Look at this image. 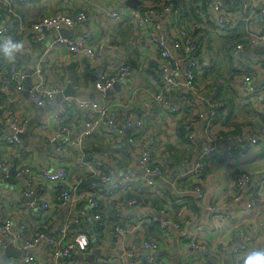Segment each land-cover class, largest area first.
<instances>
[{
  "label": "built area",
  "instance_id": "1",
  "mask_svg": "<svg viewBox=\"0 0 264 264\" xmlns=\"http://www.w3.org/2000/svg\"><path fill=\"white\" fill-rule=\"evenodd\" d=\"M39 1L0 0V41L11 38L25 43L24 54L18 56L14 64L0 57V96H6L13 88L18 93L26 91L37 107L52 105L48 116L34 128L29 115L10 110L6 100L0 101V124L8 130L6 135L0 134V181H17L29 211H33L37 219L43 218V223L29 227L20 220L14 221L3 209L0 213V257H3L7 243L26 255L5 258L6 262L0 264H162L154 253L159 249V241L141 233L143 224L149 221H157L158 237L173 233L186 241L187 246L197 252L198 264H216L212 256L216 246L200 240L196 235L197 227H187L175 219L155 217L156 212L150 211L149 206L137 197H126L134 188L148 187L150 190L155 187L157 181L152 176L160 178L162 174V167L153 162L150 143H144L138 155V167L145 173L141 178L128 170L119 174L111 161L87 159L84 144L96 133L118 144L123 142L124 128L131 126L133 121L136 129L143 127L142 119L138 122L132 111L124 113L120 97L109 93L116 84H121L123 91L129 94L138 89L134 83L138 73L126 59L137 47L148 48L143 54L145 69H152L149 75L157 88L145 100L146 105L158 104L177 116L181 109L174 101V95L196 97L194 116L180 119L184 136L191 143L196 140V121L204 114L207 128L215 126V120L226 121L224 111H218L224 102L213 99L215 87L212 83L223 84L227 89H232L235 84L243 93L240 97L258 107L259 115L264 116V50L253 53L257 48L264 49V0H139L136 8L122 5L104 9L102 17L112 25L121 22L130 25L127 49L121 48L117 26L110 35L102 38L95 35L92 27L72 37L60 35L61 29L71 30L89 19L83 10L57 11L30 19L19 16L12 7V4L30 7ZM238 32L243 34L235 43H225V36ZM50 33L55 34L54 38L34 63L29 62L35 46ZM212 34L221 42L218 51L211 45ZM57 47L65 49L68 60L78 59L80 55L88 59L94 70L96 98L65 95L63 83L48 79L43 67ZM105 49L106 57L111 58L110 54L114 52L117 59L101 66L99 61L104 57ZM218 57L220 62L226 64L227 61L228 71L235 75L233 82L226 80L228 75L213 74L214 65L219 63ZM28 68L31 70L29 75ZM203 99L205 106L202 107L198 102ZM186 102L191 104V99ZM75 131L78 133L74 136ZM36 133L52 144V158L61 155L66 156L68 162L79 160L85 166L83 172L70 171L63 162L54 168H46L21 157L23 135ZM202 134L210 142L204 151L206 157L217 154L214 142L225 140L233 141L232 148L225 149L226 157L249 149L264 151V130L251 127L237 135L219 126L213 132L204 130ZM203 167V159H198L188 173L195 177ZM87 175L98 180L92 182L90 188L81 187ZM251 178L250 174L241 173L235 179L233 196L235 200L245 198L243 210L246 213L258 206L257 190H246ZM50 184L59 191L56 200H52ZM194 190L199 189L196 186ZM110 199H113L119 217L115 222L109 221L106 212ZM128 209L149 212L141 216L124 213ZM60 211H63L61 217ZM255 226L261 233L263 247H252L254 232H246L237 243L217 249L223 264L226 251L231 255L229 261L236 264L237 257L248 250L264 249V221H258ZM146 251L151 253H142ZM167 264L172 263L167 261Z\"/></svg>",
  "mask_w": 264,
  "mask_h": 264
},
{
  "label": "crops",
  "instance_id": "2",
  "mask_svg": "<svg viewBox=\"0 0 264 264\" xmlns=\"http://www.w3.org/2000/svg\"><path fill=\"white\" fill-rule=\"evenodd\" d=\"M125 2L126 0H107L106 2L103 0H41L30 7L17 4L16 6L12 4V7L19 16H26L30 19H37L45 14L57 11L83 10L89 15V19L71 29L74 35L81 34L92 27L95 35L102 38L110 35L113 28L117 26L116 31L121 36V48L127 49L126 46H129L128 42H130V25L128 22L112 25L109 20L102 17L104 9L116 8L122 5L127 6ZM54 36V33L48 34L42 43L35 46L29 62L34 63L37 60L43 48ZM106 50L104 51V57L99 61L101 66L117 59L114 52L110 54L111 58L106 57ZM145 52H148L147 47H137L126 58L127 62L138 73L137 78L134 79L138 89L129 94L128 91H123L121 84H116L109 92L120 97V100L124 103V113L132 111L138 122L142 119L143 127L141 129L132 126L125 127L122 137L123 142L118 144L116 141L96 133L86 140L84 144L85 155L89 158H101L111 161L119 174L123 170H128L133 171L138 178H141L143 175L138 173V155L143 144L150 143L152 145L153 162L162 167V174L160 178L156 179L155 187L150 188V190L148 187H142L140 190L134 188L132 192H135L144 200L142 203L149 206L150 211L156 212L155 217L175 219L187 227L193 225L197 227V237L216 246L212 255L216 264H223V259L217 254V249L230 243L231 245L237 243L241 235L246 232H254L252 247L262 248L261 233L255 224L258 221H264V151L258 152L249 149L244 152H235L232 157H226L224 155L225 149H231L233 141L225 140L214 142L218 150L217 154L206 157L204 151L210 145V142L207 141L202 132L204 130L213 132L219 126L228 128L231 133L237 135L251 127L264 130L262 121L264 116L259 115L258 107L245 102L240 97L243 93L236 88L235 84H232L234 85L232 89H227L224 86L225 91L232 94V100L229 102L231 106L224 111L226 121L223 123L215 120L216 125L207 128L204 124L206 120L204 114L196 121V140L195 143H191L184 136V128L181 127L182 120L180 119L194 116L195 107L193 102L196 97H190L188 94H175L174 101L180 105L181 109L177 116L168 113L158 104L146 105L145 100L150 94H154L157 88L149 75V73L152 74V69H145L146 63H144L143 57ZM253 53L258 52L253 51ZM65 54L66 51L62 47H57L51 52L50 61L45 62L46 66L43 67L48 79L63 83L65 87L70 85L72 89L77 91L79 96L96 98L97 91L93 87L94 70L90 67L88 59L80 55L78 59L69 58L68 60ZM152 62L155 61L152 60ZM227 75L226 80L233 82L235 77L233 72L227 71ZM259 80L260 82L263 81L262 78ZM187 99H191V104H187ZM5 100V104L10 110L29 115L34 128L48 116L52 108V105L47 107L32 105L26 91L18 93L13 88L6 96L4 94L0 96L1 102ZM204 102L203 99L198 102V105L203 107L205 106ZM66 121L67 119L63 120L62 123ZM2 128L6 129L3 126ZM77 133L78 131H75L74 136ZM0 134L6 135V131L0 132ZM23 136L24 141L20 156L26 161L46 168H54L63 162L67 164L66 167L70 171L83 172L85 166L81 165L79 160L73 159L68 162L66 161L67 157L61 155L52 158V144L48 143L43 135L36 133ZM130 139L132 142L129 141ZM198 159H203L204 167L194 177L188 171ZM241 173L250 174L252 177L246 190L255 189L258 192V201H256L258 206L250 213L243 210L245 198L235 200L233 196L235 179ZM173 174L174 178L171 181L170 178ZM196 186L199 189L197 192L194 190ZM48 188L52 200H56L57 191L51 184L48 185ZM26 202L27 200L23 197L17 181L13 179L6 182L0 181V213L4 212V209L13 217L14 221L20 220L29 227L43 223L42 217L37 219L34 212L29 211ZM106 212L110 222H115L119 218L113 199L108 201ZM147 212L149 211H146V209L140 211L128 209L124 211V213L130 215L133 213L140 216ZM62 214L63 211H60L59 217ZM150 222L144 223L141 231L148 238L153 237V233L148 230ZM132 223L133 221L130 222L131 225ZM158 238L159 249L154 253L157 260L161 261L162 264H167V261L172 264H198L197 252L188 247L186 241L180 236L173 233L165 235L164 233ZM224 258V264H232L229 261L231 255L228 251L224 253ZM4 259V257H0V262H6Z\"/></svg>",
  "mask_w": 264,
  "mask_h": 264
},
{
  "label": "clouds",
  "instance_id": "3",
  "mask_svg": "<svg viewBox=\"0 0 264 264\" xmlns=\"http://www.w3.org/2000/svg\"><path fill=\"white\" fill-rule=\"evenodd\" d=\"M25 43L6 38L0 41V57L15 63L17 57L24 54ZM236 264H264V249H250L237 257Z\"/></svg>",
  "mask_w": 264,
  "mask_h": 264
},
{
  "label": "trees",
  "instance_id": "4",
  "mask_svg": "<svg viewBox=\"0 0 264 264\" xmlns=\"http://www.w3.org/2000/svg\"><path fill=\"white\" fill-rule=\"evenodd\" d=\"M175 4H177V2H175ZM242 34H243V32H238V33H232L230 35L225 36V43L227 44L229 42V40H231V39H233V41H234V39H236L238 36H241ZM222 50H223V48H222ZM225 50L226 49H224V52H223V55L224 56H225ZM226 58H227V55H226ZM229 70H230V67H229ZM212 86L215 87L213 99L215 101H223L224 102V106L223 107H220L218 109V111L220 113H222L223 111H226L227 109L230 108L231 104L229 102H231V100H232L231 99L232 94H231V92L225 91V88H224V85L223 84H218V83L217 84H214V83H212ZM262 121H263V124H264V117H263ZM86 157H87V159H89L88 156H86ZM97 180H98L97 178L90 177L89 175H87L83 179V181L81 183V187L90 188V184L92 182H97ZM58 193H59V191H57L56 194H58ZM134 196L137 197L138 200L144 201L135 192H132V193L127 192V194H126V197L127 198L128 197H134ZM150 223L151 224L149 225L148 230H149V232L151 231L153 233V237L158 240L159 239L158 238V235H157V232H158V223H157V221H151Z\"/></svg>",
  "mask_w": 264,
  "mask_h": 264
},
{
  "label": "water",
  "instance_id": "5",
  "mask_svg": "<svg viewBox=\"0 0 264 264\" xmlns=\"http://www.w3.org/2000/svg\"><path fill=\"white\" fill-rule=\"evenodd\" d=\"M125 4L128 7L136 8L137 5L139 4V0H126ZM59 34L64 36V37H72L73 36V31L72 30H68V29H61ZM263 50H264L263 48H257L255 51L262 52ZM84 58L86 59V57H84ZM30 72H31V70L27 71L28 75L30 74ZM63 92H64L65 95H71V96H75V95L78 94L77 91L72 89L70 85L66 86ZM30 103L32 105H34L31 101H30ZM131 126L132 127L135 126L134 121H133ZM5 131H6V134H7L8 130L7 129L4 130L2 128V126H1V124H0V132H5ZM138 173L141 174V175L145 174L144 171L141 170V169L138 170ZM152 178L156 180V179L159 178V176L155 175V176H152ZM173 178H174V174L171 176L170 180L172 181ZM161 219H167V218L164 217V218H161ZM93 244H94V246H97L96 242H94ZM142 253L143 254H150L151 252L150 251H146V252H142ZM25 255H26V252L14 249L10 243H7V245L5 246L4 251H3V257L4 258H8V257L22 258Z\"/></svg>",
  "mask_w": 264,
  "mask_h": 264
},
{
  "label": "rangeland",
  "instance_id": "6",
  "mask_svg": "<svg viewBox=\"0 0 264 264\" xmlns=\"http://www.w3.org/2000/svg\"><path fill=\"white\" fill-rule=\"evenodd\" d=\"M210 36L212 37L211 45H212L214 51H218V46L221 44V42H219L220 40H218L213 34L210 35ZM238 37H239V36H238ZM238 37H237V38H238ZM237 38L234 39V41H233V39L229 40V42H228L227 44H228V45H231V44L235 43L236 40H237ZM221 52H222V50H221ZM217 56H218V55H217ZM214 57H215V55H214V52H213L212 58H214ZM216 60H217L219 63H218V66H217V65H214V68H213V71H214V72H213V74H214L215 76H216V75H218V76L226 75V73H227V71H228V69H229V65H228L227 61H226V64H225L223 61L220 62V57L216 58Z\"/></svg>",
  "mask_w": 264,
  "mask_h": 264
}]
</instances>
